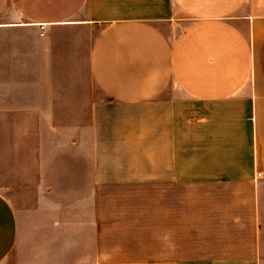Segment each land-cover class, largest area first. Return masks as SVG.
Masks as SVG:
<instances>
[{
    "label": "crops",
    "instance_id": "0c3cea01",
    "mask_svg": "<svg viewBox=\"0 0 264 264\" xmlns=\"http://www.w3.org/2000/svg\"><path fill=\"white\" fill-rule=\"evenodd\" d=\"M75 62L92 202L68 264H264V0H0V120L56 115L65 82L27 75ZM17 234L0 192V264Z\"/></svg>",
    "mask_w": 264,
    "mask_h": 264
},
{
    "label": "rangeland",
    "instance_id": "374dc122",
    "mask_svg": "<svg viewBox=\"0 0 264 264\" xmlns=\"http://www.w3.org/2000/svg\"><path fill=\"white\" fill-rule=\"evenodd\" d=\"M86 63L49 64L43 73L41 65H32L28 77L65 82L50 86L56 115L0 120V192L18 223L4 264H68L70 253L79 257L87 246L84 224L92 195L79 188L85 174L80 179L79 164L72 163L90 136L85 91L73 93L74 77L87 79ZM59 88L65 93L57 94Z\"/></svg>",
    "mask_w": 264,
    "mask_h": 264
}]
</instances>
